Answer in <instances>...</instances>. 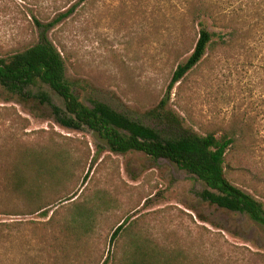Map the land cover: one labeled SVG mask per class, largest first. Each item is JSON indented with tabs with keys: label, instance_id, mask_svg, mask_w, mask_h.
I'll list each match as a JSON object with an SVG mask.
<instances>
[{
	"label": "rangeland",
	"instance_id": "obj_1",
	"mask_svg": "<svg viewBox=\"0 0 264 264\" xmlns=\"http://www.w3.org/2000/svg\"><path fill=\"white\" fill-rule=\"evenodd\" d=\"M201 2L214 6L209 9L215 20L206 19L208 27L213 23L210 31L227 32L228 13L243 11L252 32L219 65L201 64L180 90L177 84L168 92L173 73L197 40L199 28L190 14ZM42 38L60 53L66 79L88 107L99 101L164 138L180 132L166 114L197 134L240 124L252 151L241 154V180L235 185L264 209V0H0V58ZM31 92H44L63 107L44 86ZM45 144L72 153L71 174L27 177L26 185L38 186L40 201L51 205L46 217L29 215L20 194L0 188V228L8 230L0 239V264H52V243L74 215L71 204L57 206V201L77 191L72 201L96 218V231L80 246L78 259L73 253L65 264L104 260L112 252L116 223L128 216L156 243L182 247L194 264H264V229L244 215L202 202L205 185L193 176L142 154L103 150L95 157L96 147L104 145L92 133L62 129L46 107L0 89V179L20 150Z\"/></svg>",
	"mask_w": 264,
	"mask_h": 264
},
{
	"label": "trees",
	"instance_id": "obj_2",
	"mask_svg": "<svg viewBox=\"0 0 264 264\" xmlns=\"http://www.w3.org/2000/svg\"><path fill=\"white\" fill-rule=\"evenodd\" d=\"M210 4L208 6L201 2L190 14L199 28L197 40L185 63L179 65L173 73L168 92L177 84L176 88L180 90L187 76L201 64L214 61L215 65H219L230 53L239 49L241 42L247 40L249 32H252L251 18H247L243 11L228 13L227 32L210 31L213 23L208 27L206 19L211 22L215 20L214 12L209 9L214 6L212 2ZM72 10L67 11L64 18ZM35 23L37 28H44L37 21ZM238 42L239 46L236 44ZM213 72L211 69L209 75ZM42 86L61 100L62 108L52 104L44 92L32 94V89ZM0 89L24 103L33 102L46 107L53 122L62 129L73 132L87 130L92 133L104 145L96 147L95 157L106 150L113 155L142 154L153 162L167 161L205 185L206 189L199 195L202 202L224 212L244 215L264 229L262 205L235 185L241 180L237 174L241 154L252 151L250 142L244 141V131L240 124L227 127L218 125L204 130L203 134H197L184 129L179 121L166 114V119L180 132L164 138L155 129L99 101H90L91 106L88 107L66 79L65 64L60 53L44 38L0 58ZM72 166V153L59 144L37 145L20 150L16 159L2 171L0 188L7 194H20L26 202L29 215L41 214L46 217L51 205H44L40 201L38 186L26 185L27 177H33L36 181L45 177L50 180L59 179L71 174ZM77 192L57 201V206L71 204L74 215L69 224L59 228L60 239H54L52 243L56 252L52 264L69 263L73 253L77 254L74 257L78 259L80 246L89 242L95 234L96 218L82 212L81 207L72 201L77 197ZM134 218L124 217L122 222L116 223L110 236L112 252L104 260L92 261V264H194V256L182 247L158 244L139 232L134 226ZM50 219L49 225L52 223ZM4 230L8 231L0 228V239Z\"/></svg>",
	"mask_w": 264,
	"mask_h": 264
}]
</instances>
